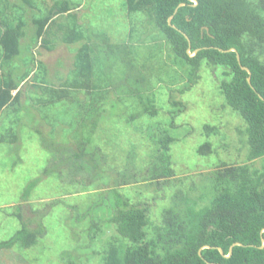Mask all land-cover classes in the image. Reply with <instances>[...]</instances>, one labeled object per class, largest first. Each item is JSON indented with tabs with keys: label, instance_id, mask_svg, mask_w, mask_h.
<instances>
[{
	"label": "trees",
	"instance_id": "trees-1",
	"mask_svg": "<svg viewBox=\"0 0 264 264\" xmlns=\"http://www.w3.org/2000/svg\"><path fill=\"white\" fill-rule=\"evenodd\" d=\"M196 1L194 5L192 0H125V6L130 15L144 12L147 24H152L151 27L162 34L169 46L162 50L167 55L166 62L170 63L166 65L175 62L185 67L186 84L181 92L196 81L203 64L221 67L219 90L226 105L238 112L245 123L239 133L246 136V162L236 165L222 163L217 169L205 173L211 183L207 190L198 191L197 196L190 195L195 189L189 187L188 191L174 190L166 197L167 189L174 187L167 185L172 184L171 178L175 176L169 154L174 139L166 132L160 137L149 138L155 143V149L151 152V148L147 154V180L154 183L156 189L152 199L164 201L168 198L170 204L158 212L160 222L155 224L147 204L132 203L121 193L122 186L127 185L124 180L127 176L120 182L112 177L110 186L106 184L97 188L95 192L101 202H93L78 219L84 222L88 218L85 221L86 245L74 248L77 253L83 248L79 250L80 254L93 256L95 247L92 242L104 230L103 226L112 224L116 235L112 236L113 239L108 237L102 248L100 264H264V246L260 247L264 238V232L261 233L264 229V0ZM180 3L184 4L175 11ZM79 10V5L71 0H50L45 9L37 8V0H0V120L10 116V125L0 135V142L11 145L18 142L21 125L29 121L40 136H45L47 131L66 130L73 122L60 120L58 126L51 124L49 129V125L43 123L45 120L52 122L50 108L57 104H78L77 116L81 122L89 118L87 121L97 124L106 113V102L114 98L109 85L104 89L102 74L111 70L118 60L127 68L125 74L136 70L135 61L139 56H135V51L128 60L124 55L126 44L110 43L107 39H104L106 48L95 44L89 33L83 31ZM136 28L131 25L129 39ZM52 37L67 45L79 43L73 59L69 55L72 63L66 74L50 71L41 58L42 48L49 52L56 49ZM230 48L235 51H227ZM106 58L113 61L109 66ZM40 69H43V75L38 77ZM57 74L61 80L55 79ZM143 80L134 79L135 82ZM28 91L41 94L35 108L37 111L26 106L30 99ZM148 91V87L145 91L136 89L130 95L141 105V113L154 116L157 114L156 99ZM172 104L179 107L178 111L184 109L181 101ZM22 110L25 111L23 116ZM204 127L207 135L217 129L209 125ZM88 141L89 138L78 140L80 151L75 150L74 161H67L66 166L73 168L72 171L83 179L79 181L70 175L71 185L82 182L88 186L94 168L100 166L96 161V156H101L100 147L96 146L92 153L84 152ZM71 144L75 145V141ZM43 146L50 148L47 142ZM211 151L210 142L198 148L201 153ZM50 154L52 162L57 157L56 153ZM103 154L110 156L108 152ZM256 159L263 160L260 167L252 166ZM123 161L129 165L136 163L134 157ZM53 170V167H47L43 176ZM38 180L26 186L25 199ZM101 203L105 207H101ZM15 215L22 227L7 240L0 241V253L13 248L19 251L29 249L47 232L39 223L31 227L22 213ZM236 242L241 245H234L231 254L224 256ZM71 251L63 250L57 255L59 264H79V256Z\"/></svg>",
	"mask_w": 264,
	"mask_h": 264
},
{
	"label": "rangeland",
	"instance_id": "rangeland-1",
	"mask_svg": "<svg viewBox=\"0 0 264 264\" xmlns=\"http://www.w3.org/2000/svg\"><path fill=\"white\" fill-rule=\"evenodd\" d=\"M49 1L37 0V8L45 9ZM71 1L79 5L83 31L89 33L95 44H102L106 48L104 39L114 44H126L124 55L128 60L135 51V56H139L135 61L136 70L125 74L127 68L118 60L113 63L111 70H105L102 74V85L104 89L108 85L112 88L110 92L114 98L106 102V113L97 124L95 121H87V117L81 122L77 116L78 104H57L50 108L49 117L52 122L45 120L43 123L49 125V129L51 124L58 126L60 120L73 122L66 130L47 131L45 136H40L29 121L18 129V142L13 145L0 142V241L7 240L22 227L16 213H22L31 227H36L39 223L47 231L29 249L1 251L0 264H59L57 255L68 249L79 256V264H100L102 248L108 237L114 238L112 236L116 235V231L112 224L103 226L104 230L92 242L95 254L82 255L79 250L83 248H79L78 253L76 249L80 245H86L85 221L88 218L84 222H79L78 219L93 202H101L95 191L106 184L110 186L112 177L120 182L127 176L124 179L127 180V185L122 186L124 189L121 193L128 196L132 203L147 204L151 220L158 224V212L170 202L168 198L164 201L152 199L156 189L155 184L147 180V154L151 148V152L155 149V143L149 138L160 137L163 132L174 139L170 144L169 154L175 176L171 178L172 184H167L174 187L167 189L166 197L174 190L188 191L189 187L195 189L190 191V195L197 196L198 191L207 190L211 183L210 177L205 173L217 169L222 163L236 165L246 162V136L239 133V130L244 129L245 123L238 112L226 105L219 90L221 67L212 68L203 64L196 81L188 90L181 92L186 84L185 67L180 65L181 68L175 62L171 66L166 65L170 63L166 62L168 58L162 50L169 46L162 34L153 29L152 24H147L144 12L128 14L125 0ZM132 24L137 28L129 39ZM100 38L101 41L98 40ZM52 40L56 49L47 52L42 48L41 51L45 54L41 58L50 71L66 74L79 43L67 45L56 37H52ZM100 59L104 63L103 57ZM105 61L108 66L113 62L107 58ZM40 74L43 75V69L39 70L38 77ZM60 77L57 74L55 79L61 80ZM135 77L144 80L135 82ZM147 87L148 92H152L156 99L157 114L154 116L141 113V105L130 95L131 91H145ZM27 94L30 99L26 106L35 110L41 94L32 91ZM173 101H181L184 109L178 111L179 107L173 106ZM9 125L10 116L0 120V135L6 132ZM93 125L95 130H92ZM205 125L216 127V132L207 135ZM86 138H89V144H86L84 152L92 153L96 146L100 147L101 156H96L97 165L100 166L94 168L92 182L88 186H84L82 182L71 185L70 175L79 181L83 179L72 171L73 168L70 171L66 166L67 161H74L75 150L80 151L78 140ZM70 141H75V145ZM44 142L50 144L49 149L43 146ZM205 142L211 143V153L198 152V148ZM50 152L56 153L57 158L53 159V163ZM103 152H108L110 156H104ZM132 157L136 162L133 165L121 162L124 158ZM262 162V159H256L250 163L254 167H260ZM47 167H53L54 170L48 176H43ZM37 178L38 182L25 199L23 194L26 186ZM103 206L105 207L104 203H101V207Z\"/></svg>",
	"mask_w": 264,
	"mask_h": 264
},
{
	"label": "water",
	"instance_id": "water-1",
	"mask_svg": "<svg viewBox=\"0 0 264 264\" xmlns=\"http://www.w3.org/2000/svg\"><path fill=\"white\" fill-rule=\"evenodd\" d=\"M192 1L194 2V5L197 3L196 0H192ZM183 4H184V3H180V4L176 7L175 11L178 9L179 6H182ZM171 18H172V17H170V18L168 19V22H169V23H170ZM227 51H235V48H230V49L227 50ZM190 55H193V54L190 52ZM236 57H237V59H238V61H239V54H238V53H236ZM242 68L245 69V70H247V71H249L248 68L245 67V66H242ZM247 80H248V82H249V81H250V78L248 77ZM263 232H264V229L261 230V233H263ZM234 245H241V243H239V242L233 243V244L229 247V251H228V254H227V255H224V254H223V251H222V249H221L220 247H218V250H219V252H220L222 255L228 257V256L231 254V252H232V248H233ZM263 246H264V238H262V245H261L260 247H263ZM204 247H209V246H208V245H205ZM202 248H203V247H202ZM208 264H216V263H208Z\"/></svg>",
	"mask_w": 264,
	"mask_h": 264
},
{
	"label": "crops",
	"instance_id": "crops-1",
	"mask_svg": "<svg viewBox=\"0 0 264 264\" xmlns=\"http://www.w3.org/2000/svg\"><path fill=\"white\" fill-rule=\"evenodd\" d=\"M80 8H81V5H80ZM47 52H49V51H47ZM44 54H45V53H44L43 51L40 52V55H41V56L44 55ZM23 104H24V103H23ZM24 112H25V111H23V110L20 112V113H21V116H23V113H24ZM8 117H9V116H8Z\"/></svg>",
	"mask_w": 264,
	"mask_h": 264
}]
</instances>
